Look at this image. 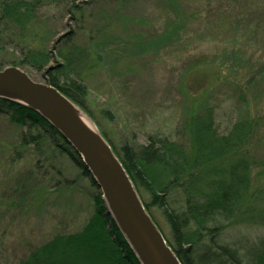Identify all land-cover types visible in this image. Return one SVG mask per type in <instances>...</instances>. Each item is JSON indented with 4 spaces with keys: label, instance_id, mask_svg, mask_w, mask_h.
<instances>
[{
    "label": "rangeland",
    "instance_id": "1",
    "mask_svg": "<svg viewBox=\"0 0 264 264\" xmlns=\"http://www.w3.org/2000/svg\"><path fill=\"white\" fill-rule=\"evenodd\" d=\"M2 21V67L17 63L23 47L50 51L49 67L64 62L58 48L82 47L89 57L104 49L101 63L80 73L84 106L116 148L151 134L180 140L183 120L211 107L220 132L260 116L262 131L250 145L264 158V0H40L26 29ZM21 68L44 81L42 71ZM2 108L0 264H17L53 235L80 229L97 188L66 155H51L45 140L48 157L22 144L27 128ZM252 182L264 187V166L252 170ZM244 222L229 223L219 238L244 251L264 249V227Z\"/></svg>",
    "mask_w": 264,
    "mask_h": 264
},
{
    "label": "trees",
    "instance_id": "2",
    "mask_svg": "<svg viewBox=\"0 0 264 264\" xmlns=\"http://www.w3.org/2000/svg\"><path fill=\"white\" fill-rule=\"evenodd\" d=\"M39 2L0 0V26L4 19V25L10 22L26 29ZM72 6V12L80 11L76 4ZM103 51L96 48L90 58L82 47L58 48L64 62L49 67L46 65L52 58L50 51L23 47L22 56L14 65L42 71L44 81L64 92L93 119L84 106L86 85L80 72L82 67L91 70L99 65ZM260 71L264 72V62ZM7 106L12 110L8 113L10 122L27 128L21 134L22 144H34L40 156L48 157L42 149L45 140L51 155L57 150L66 155L97 188L94 212L80 229L53 235L17 264H141L72 145L37 111L0 97V112ZM262 127L260 116L240 118L220 132L213 108L207 107L183 120L177 129L180 140L151 134L145 143L137 145L126 143L116 148L110 142L182 264H264V249L244 251L242 246L232 247L219 238L232 222L264 227V187H254L252 182V170L264 166V158L252 152L254 143L250 145ZM155 211L162 215L166 231Z\"/></svg>",
    "mask_w": 264,
    "mask_h": 264
},
{
    "label": "water",
    "instance_id": "3",
    "mask_svg": "<svg viewBox=\"0 0 264 264\" xmlns=\"http://www.w3.org/2000/svg\"><path fill=\"white\" fill-rule=\"evenodd\" d=\"M0 97L37 111L72 145L141 264H182L112 144L78 103L56 86L35 80L17 65L0 68Z\"/></svg>",
    "mask_w": 264,
    "mask_h": 264
}]
</instances>
